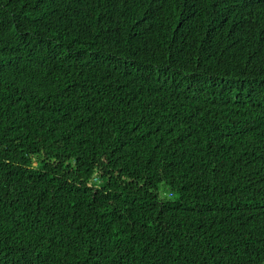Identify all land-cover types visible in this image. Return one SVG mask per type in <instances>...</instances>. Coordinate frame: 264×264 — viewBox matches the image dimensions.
<instances>
[{"label": "trees", "instance_id": "trees-1", "mask_svg": "<svg viewBox=\"0 0 264 264\" xmlns=\"http://www.w3.org/2000/svg\"><path fill=\"white\" fill-rule=\"evenodd\" d=\"M0 264H264V0H0Z\"/></svg>", "mask_w": 264, "mask_h": 264}, {"label": "rangeland", "instance_id": "rangeland-1", "mask_svg": "<svg viewBox=\"0 0 264 264\" xmlns=\"http://www.w3.org/2000/svg\"><path fill=\"white\" fill-rule=\"evenodd\" d=\"M170 194V191L168 190L167 187L163 186L162 187V198L164 199L165 197H167Z\"/></svg>", "mask_w": 264, "mask_h": 264}]
</instances>
